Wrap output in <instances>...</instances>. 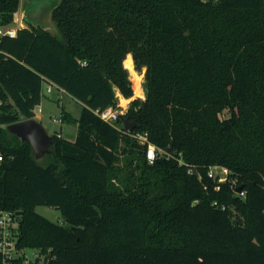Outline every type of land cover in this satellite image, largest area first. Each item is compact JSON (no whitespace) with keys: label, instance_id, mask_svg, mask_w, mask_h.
I'll return each mask as SVG.
<instances>
[{"label":"trees","instance_id":"trees-1","mask_svg":"<svg viewBox=\"0 0 264 264\" xmlns=\"http://www.w3.org/2000/svg\"><path fill=\"white\" fill-rule=\"evenodd\" d=\"M20 1L0 0V27ZM50 17L57 33L0 36V209L21 211L17 245L50 248L49 264H264V0H53ZM127 56L145 97L116 128L95 110L133 95ZM45 82L81 109L43 161L6 125L34 117Z\"/></svg>","mask_w":264,"mask_h":264},{"label":"rangeland","instance_id":"rangeland-1","mask_svg":"<svg viewBox=\"0 0 264 264\" xmlns=\"http://www.w3.org/2000/svg\"><path fill=\"white\" fill-rule=\"evenodd\" d=\"M53 0H21L19 8H18V20H20L21 17L24 21H22L21 26H25L28 24H38L43 23L49 26V30L52 33H57V28L55 26V23L50 17V5ZM17 13V12H16ZM16 13L14 14V20L16 17ZM21 21V20H20ZM5 27H0V30H4ZM2 33H0L1 36ZM128 57H125L123 60L124 67L127 70L128 78L131 82L132 88H133V95L131 97H139L141 99H144L145 97V90L143 87L144 83V71L145 67H142L141 69H137L134 66L133 59L131 57V64L133 65L134 69L137 73H139L142 78L139 79L136 84H138V88L136 87V84L134 83V79L131 77V70L127 69L125 66V60ZM47 84H43V97L41 98L40 108L41 110L37 112V115L35 116V119H37L41 124L46 128L48 133L52 134L55 130L62 132L64 137L73 138L76 134L77 126L76 123L73 120L74 118L79 116L80 109H81V103L74 99L70 98L68 96L59 97L56 94V90L53 88L51 92H46L44 90L46 88ZM119 98V97H118ZM131 99V98H130ZM119 100V99H118ZM117 100V101H118ZM121 103L123 102V105H127L129 102L124 101V99H120ZM69 111L71 114V117H68L66 121L62 122L60 120V113L61 109ZM53 118H57L58 120H53ZM46 156L43 155L41 160H45ZM36 212L39 214L45 216L51 221L54 222H61L62 217L60 210L53 207H48L45 205H38L35 207ZM27 252H30V249L27 250Z\"/></svg>","mask_w":264,"mask_h":264},{"label":"built area","instance_id":"built-area-1","mask_svg":"<svg viewBox=\"0 0 264 264\" xmlns=\"http://www.w3.org/2000/svg\"><path fill=\"white\" fill-rule=\"evenodd\" d=\"M0 33H7L10 36L15 34V28L10 27L8 29L0 30ZM46 92L50 91V85L45 89ZM62 90V89H61ZM128 105H123V103L117 101L116 106H108L104 109L95 110V113L107 123L119 128L117 119L120 113H123L127 109ZM41 110L40 105H36L33 108L34 117L37 112ZM53 120H58L53 118ZM140 142L146 145L145 154L149 162L155 159L156 151L155 145L148 140L147 132H133L130 133ZM60 134L57 132L56 134ZM2 159V154L0 153V160ZM191 170V169H189ZM228 169L222 165H210L208 167V175L217 178V180L222 181L227 177ZM242 193V192H241ZM17 217L16 213L9 210L0 209V254L1 263L0 264H49L55 259V254L50 248L42 250L40 248L31 247H20L17 245ZM30 249V252L27 250Z\"/></svg>","mask_w":264,"mask_h":264},{"label":"water","instance_id":"water-1","mask_svg":"<svg viewBox=\"0 0 264 264\" xmlns=\"http://www.w3.org/2000/svg\"><path fill=\"white\" fill-rule=\"evenodd\" d=\"M37 24L36 26H39ZM136 125L135 121H128L124 119V127L131 129ZM6 129L15 134L21 142H27L31 146L32 153L36 160L42 158L45 153H52V135L48 133L46 128L35 117L18 120L6 125ZM97 158L98 155L96 156ZM235 190L240 191V186H237ZM21 211H18L16 215H19Z\"/></svg>","mask_w":264,"mask_h":264},{"label":"crops","instance_id":"crops-1","mask_svg":"<svg viewBox=\"0 0 264 264\" xmlns=\"http://www.w3.org/2000/svg\"><path fill=\"white\" fill-rule=\"evenodd\" d=\"M20 2H21V1H20ZM16 12H17V11H16ZM16 12H15V13H16ZM22 18H23V17L20 18L21 21L15 18L14 23H13V25H12L11 27H13V28H15V29H16V27H20L21 24H22V21H24ZM38 24L42 25L44 28H46V29L49 30V26L46 25V24H44V22H43V23H38ZM35 25H37V24H35ZM127 57H128V56H127ZM129 58H130V61H131V57H129ZM45 83L47 84V86L50 85V91H49V92H51V91L53 90V88L56 90V94H57L58 98H59V97H63V96H68V97H70V98H73V97H71L68 93H66V92H64L63 90L57 88L54 84H48L47 82H45ZM47 86H46V88H47ZM46 88H45V89H46ZM45 89H44V90H45ZM116 95H117V99H119V100H118L119 102H121L120 99L122 98V99H124V101L126 102V104H127V102H129L130 98H133V97L125 98V97H123L118 91H116ZM42 97H43V96H42ZM118 97H119V98H118ZM40 103H41V102H40ZM122 103H123V102H122ZM123 104H124V103H123ZM39 105H40V104H39ZM127 105H128V104H127ZM60 133L62 134V132H60Z\"/></svg>","mask_w":264,"mask_h":264}]
</instances>
